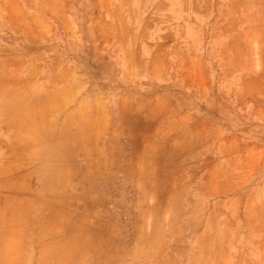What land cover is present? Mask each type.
I'll list each match as a JSON object with an SVG mask.
<instances>
[{
	"label": "rangeland",
	"instance_id": "obj_1",
	"mask_svg": "<svg viewBox=\"0 0 264 264\" xmlns=\"http://www.w3.org/2000/svg\"><path fill=\"white\" fill-rule=\"evenodd\" d=\"M1 10L0 166L9 151L43 172L25 219L39 236L8 247L77 264H264V0Z\"/></svg>",
	"mask_w": 264,
	"mask_h": 264
},
{
	"label": "crops",
	"instance_id": "obj_2",
	"mask_svg": "<svg viewBox=\"0 0 264 264\" xmlns=\"http://www.w3.org/2000/svg\"><path fill=\"white\" fill-rule=\"evenodd\" d=\"M0 18L4 20L0 22V30H4L5 32L13 30V28L8 27V23H6L8 22V10H1ZM7 39L5 38V40ZM26 76L28 75H25L23 71L15 74V77L9 76L8 74V93L17 88ZM96 104H98L99 108L102 107V101L99 99ZM10 155L8 151V166H0V175H8V183L0 182V189H3L2 187L8 188L6 196L4 194L3 197H0V264H77L75 260L71 261V255L75 254L71 250L46 251L42 246H37L35 248H23L22 246L15 248L8 247V239L26 237H32L31 239H33L36 237L34 235H38L34 232H25L26 228L29 226L25 219L29 216V207L40 205L39 200L29 198V191L38 190L39 176L43 174L39 165L37 168L19 169L18 167H14L15 164L13 165V163H10L13 160V156L10 157ZM0 158H2V156H0ZM17 158L18 156L14 159ZM27 175L31 176L30 180L27 179ZM15 176H26V182L22 185L15 183L18 180V178L14 180ZM33 178L37 179V183L32 180ZM35 184H37V188H35ZM14 218H20V220H14ZM12 221L18 222V224L12 225ZM13 228H15V230ZM58 256H63V258H59Z\"/></svg>",
	"mask_w": 264,
	"mask_h": 264
},
{
	"label": "bare ground",
	"instance_id": "obj_3",
	"mask_svg": "<svg viewBox=\"0 0 264 264\" xmlns=\"http://www.w3.org/2000/svg\"><path fill=\"white\" fill-rule=\"evenodd\" d=\"M58 4V3H57Z\"/></svg>",
	"mask_w": 264,
	"mask_h": 264
}]
</instances>
